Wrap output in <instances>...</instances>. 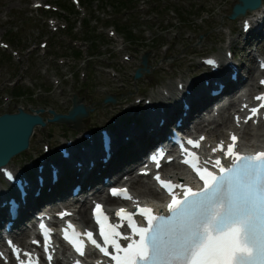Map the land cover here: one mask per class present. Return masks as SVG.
<instances>
[{"label":"rangeland","instance_id":"374dc122","mask_svg":"<svg viewBox=\"0 0 264 264\" xmlns=\"http://www.w3.org/2000/svg\"><path fill=\"white\" fill-rule=\"evenodd\" d=\"M56 1L69 6L72 4L70 0H44V2L48 3ZM34 2L32 1L31 4H28V2L22 0H0V38L5 40V43L11 44L8 45L12 48V51H16L22 56V58H19L22 61L18 62L14 60L13 64L21 70L22 86L28 85L29 83H26V81H30L33 93L35 90H38L39 86L50 84L52 73L57 77L77 71L82 74L86 72L87 74L88 72L92 74L89 88L87 86L84 87L83 82L77 78V75L74 76L73 80H62L65 92H80L81 95L88 97V105L94 108L91 116L83 121L84 128L88 130L94 125H98L99 127L106 125L109 127L111 119L124 114L125 108H130L131 105L137 107L136 103H134L135 100L142 99V102H145V100L150 98L158 97L157 95L162 90L167 89L169 85L176 90L175 87L178 80L186 82L195 75L199 74L201 76L203 71L200 66L201 58L211 55L223 56L224 52L227 51V46L229 45L228 39L230 37L236 40L234 47L236 46L237 51L245 53L248 51L247 46L242 50L245 42L242 26L244 19L233 22L228 18L237 0H165L164 3H161L162 0H134L127 3V6L120 4L117 7H114L112 0H104V3L103 1L95 2L89 9H91L92 17L99 16L100 18L96 36H104L108 40V43L103 45L100 49L101 55H98L99 57H96L90 68L86 69V64L78 66L75 61H72L73 59L69 57L70 53L67 54V58L70 60L65 58L60 59L52 53L53 50L57 55H66L64 54L66 52L65 48H61L62 46L59 47V45L71 42V38L64 36L61 31L57 34L51 32L45 21L46 17L44 18L40 13L31 11V9H35ZM137 5H140V7L138 9L135 7L132 10L131 7ZM168 8L177 11L180 15L168 31V33H172L173 41L169 42L171 48L168 47V50L165 51L161 47L164 43L167 44L168 41H161L158 31L170 23L171 17ZM118 9H123V11L118 13ZM141 9L147 12L143 13ZM131 10L132 14L135 12L136 17L140 16L143 18V16H146L148 19L147 24L152 27L154 26L151 29L152 33L150 35L153 34L156 37V43L151 47L150 45L153 42H146L144 35L138 33L131 40L127 37L125 39L121 37L126 42L123 46L124 51L120 55H116L122 45H114L113 40L108 38V32L115 31L124 36L117 29L115 23L126 27L132 32L131 28L133 27L134 19L131 21ZM74 12L75 16L73 18H80V16H77L78 11ZM102 18L106 21L108 28H105ZM60 22L61 25L66 23L61 18ZM126 22H130V25L126 24ZM140 25H142V21L137 23L135 27L138 26V28L142 29ZM229 31H231L230 35L228 34ZM10 33L21 37V42L17 46H14L8 40ZM205 34L208 35L204 37L202 42L198 43L199 36ZM174 35L177 36L176 39H173ZM42 41L48 42L47 48L40 47ZM80 41L77 45L85 49V56L89 55L91 50L89 49L90 42L81 39ZM114 49H117L116 54L111 53V51L114 52ZM148 51L151 52L149 66L151 69L153 68L152 75H149L144 81H135L133 74L140 66V57ZM26 56H28L27 61L25 60ZM126 57L130 60H126ZM57 59H60L58 61L59 64L56 63ZM62 60H66V63L60 64ZM31 66L34 68L32 69ZM6 70L10 71L9 68L4 71L0 70V96L9 93L7 84L10 77L7 76V79L3 78ZM45 72L47 73L44 74ZM39 73L41 74V79L35 81L34 77ZM112 92H115L114 94L119 99V104L116 108L103 104L105 94ZM27 96L24 97L26 105L30 102L27 100ZM16 102L19 103L20 101L15 100ZM39 103L44 105L51 104L47 101H39ZM32 104L37 105L35 102ZM71 104L72 102L68 106ZM37 132V142L33 140L32 148L29 151L32 153V158L42 153L44 143L54 146L55 155L60 157L56 153V148H58L56 144L62 142L65 144L68 140L80 136L81 132L85 133L83 130L78 132L74 129H65L60 126L54 129L51 127L49 129L51 135H48V130L38 129ZM24 160V156H20L15 159L12 166L18 168L23 164ZM48 173H50V170H48ZM0 180H2L1 175Z\"/></svg>","mask_w":264,"mask_h":264},{"label":"snow or ice","instance_id":"6c2138e0","mask_svg":"<svg viewBox=\"0 0 264 264\" xmlns=\"http://www.w3.org/2000/svg\"><path fill=\"white\" fill-rule=\"evenodd\" d=\"M257 99L264 101V97ZM260 107H264V103ZM258 112L259 108L252 109L253 116ZM237 139L235 135L231 137L232 143L226 153L234 157L233 166L228 169L221 166L222 175H214L201 168L198 157L193 155L196 163L191 166L204 180V188L199 192L187 188L183 200L173 198L168 207L173 213L174 223L167 227L156 223L162 218L153 216L150 208H144L141 211L147 216L149 227L136 228L131 214L124 209L117 213L129 217V224L140 239L124 249L116 245L117 251L123 255L113 257L115 264H264V152L253 156L240 155L235 151ZM194 146L199 145L194 143ZM219 150H224L223 143ZM216 165H220L219 160ZM156 179L171 191L170 181H162L159 176ZM121 193L125 198H131L127 196V189L112 190L113 195ZM94 215L102 225L101 235L109 243H114L113 238L118 233L113 225L107 223L108 217L101 205H96ZM40 227L45 234L47 248L51 230L43 224ZM68 228L77 237L70 242L83 255L79 234L71 224ZM87 236L92 240L91 233ZM65 239H69L67 230ZM30 264L35 262L30 261Z\"/></svg>","mask_w":264,"mask_h":264},{"label":"bare ground","instance_id":"6f19581e","mask_svg":"<svg viewBox=\"0 0 264 264\" xmlns=\"http://www.w3.org/2000/svg\"><path fill=\"white\" fill-rule=\"evenodd\" d=\"M246 17L248 20H252V21L257 20V24L264 22V7L261 8L260 10L249 12L246 15ZM230 44H232V42ZM222 59H224V57ZM258 72L259 70L257 66L253 67L251 70L252 75ZM199 76H200L199 74L195 75L191 81L187 82V85L190 86L192 90L195 91V93L197 92V93L203 94L204 89L200 84V80L202 79V77L199 78ZM253 81L254 80L252 77L249 80V85L251 86L252 89H255L257 86H256V83H253ZM226 82L229 85V90L226 93V97L233 98V97H237L236 95L237 90L241 86H244L248 81L247 82L239 81L237 84L233 85L227 77ZM180 83L182 82H179V84ZM179 84L177 86H179ZM167 91H168V94L160 93L157 95L158 97H155L153 99L150 98L153 107H156L157 110L163 109L164 112H162V114H160V112L151 113L149 110L147 111L146 106H144V107H140L141 110L136 111V112L138 111L141 112L143 119H144L143 122H139L137 118L135 117V115L131 114L133 110L132 108H130L129 110L127 108L126 112L118 119L120 124H119V127L114 130V150L118 152L119 147H121L125 143V142L123 143V139H122L123 136L125 137L128 136L129 141L126 143V146L130 147V151L132 153H129L125 157L121 156L120 158H118L117 161H119V163L121 164L118 166L117 173L115 170H113L114 167L102 170L100 167V164L97 162L96 167L93 168L90 172L91 173L90 176L97 182L96 187H94V189L96 188L100 189L98 183H102V178H104V176H107V177H110L111 179L116 180L118 177L117 175L118 172H123L124 174L122 176H125V175L131 176L130 187L133 190H135L139 196H153V197L160 196L159 193L153 187L149 185V181H147V178L137 176L136 174L134 175V169H135V165L140 163L146 151L150 149L152 145L156 143L157 141L156 137L163 136L161 134H163L166 130V127L162 129L156 125L157 118H165L166 121H169V123L172 124L174 119L181 112V107L178 105L174 111L170 112L171 109H169V107L171 104L169 102V99L170 97H174L177 94V92L171 87V85H169V87L167 88ZM191 101L193 100L191 99ZM82 103L85 105V107L87 106V103L85 101H82ZM204 105H203L204 106L203 108H201L199 105H196L194 107L189 117L185 121L186 125L189 126L190 124H195V128L197 129L198 133L207 134L208 140H213L215 138L223 136L225 133V130L231 127L232 125V121L230 117L227 116V113L229 112L230 109L236 107L235 100L231 101L229 108H227L226 110H222L220 112V119L217 122V126L214 127L213 129H207L206 126L204 125L202 126V123L198 121L199 119H202V113L204 112H207V114H210L209 116L210 118L215 116L213 111L209 109L211 105L210 101L205 100ZM58 110L62 111V108H58ZM135 110L136 109L134 108V111ZM83 113L84 112H82V115ZM129 117H131L130 120H129ZM85 119L86 118H84V115H83L82 120L84 121ZM65 126H66V123H65ZM252 130H258V129L253 128ZM258 141L260 142L261 140H258ZM255 144L256 142H253L251 146H254ZM71 151H72L73 160L77 159L79 160V162H88L89 161L88 158H94L95 155L98 156L99 143L97 139H94L93 143L90 145L88 141H85L84 139L79 138L75 140V145L72 147ZM50 157H54L53 153L52 154L50 153V150L48 154L42 153L41 155L38 156L39 159L41 158L39 163L41 164L46 163L45 164L46 174H47V167H48L49 162L58 164V167H61L68 163L62 158H53L54 160H49ZM33 164H34V160H32L31 164L26 165V168H29V169L33 168ZM84 173L85 171H83L82 174L74 172V179L76 180V182L79 181L77 180V177H80V179H82ZM137 184L143 185L145 188H147L148 192L146 193L141 190H137L136 188ZM34 186H35V183H34ZM84 186L85 187L82 190V194H84L83 196L86 198V200L82 203H77V204L73 203L70 206H73L75 218L78 221L84 224H89L91 223V220H90V212L88 211V208H87V202L90 200V198L103 199V200H110V198L106 197L103 191H96L93 193H89V189H88L89 183L87 182L84 183ZM39 201L40 200L35 201V203L37 204L35 205V207L37 206L38 208H43V206L39 203ZM67 201L69 200H63V201L57 200L54 203V207H58L59 203H67ZM78 204H80V206H77ZM58 264H62V262L60 261L58 262Z\"/></svg>","mask_w":264,"mask_h":264},{"label":"water","instance_id":"95a60500","mask_svg":"<svg viewBox=\"0 0 264 264\" xmlns=\"http://www.w3.org/2000/svg\"><path fill=\"white\" fill-rule=\"evenodd\" d=\"M262 0H241L239 5L234 7L231 18L245 16L248 11H254L261 7ZM144 68L136 72V78H141L143 72H148L147 59L143 60ZM84 100L76 99L72 109L68 115L55 114V117L50 120L52 122L62 121L66 125L73 127L74 124H80L81 120L89 116L90 108H86L82 103ZM115 102L112 97H107L105 103ZM82 112L83 115H82ZM37 125L42 127L46 123L36 115L26 114L24 111H19L18 114H5L0 117V168L5 166L9 159L26 150L29 145V137Z\"/></svg>","mask_w":264,"mask_h":264}]
</instances>
